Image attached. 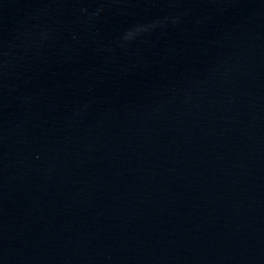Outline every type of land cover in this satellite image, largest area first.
<instances>
[{
    "label": "water",
    "instance_id": "obj_1",
    "mask_svg": "<svg viewBox=\"0 0 264 264\" xmlns=\"http://www.w3.org/2000/svg\"><path fill=\"white\" fill-rule=\"evenodd\" d=\"M0 264H264V0H0Z\"/></svg>",
    "mask_w": 264,
    "mask_h": 264
}]
</instances>
